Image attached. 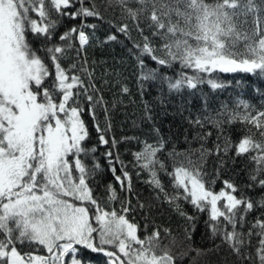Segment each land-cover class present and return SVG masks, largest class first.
Masks as SVG:
<instances>
[{
	"label": "snow or ice",
	"instance_id": "6c2138e0",
	"mask_svg": "<svg viewBox=\"0 0 264 264\" xmlns=\"http://www.w3.org/2000/svg\"><path fill=\"white\" fill-rule=\"evenodd\" d=\"M45 2L0 0V264H65V257H69L70 264H84L76 256L81 247L103 253L111 264H175L168 251L157 254L159 230L141 238L138 226L126 217L127 208L122 209V214L114 209L107 211L93 198L88 178L99 165L89 169L81 159L82 154L87 156L95 149L84 146L88 130L81 118L83 109L75 106L80 91L87 89L78 76H69L61 66L60 59L71 45H58L52 41L60 17L75 19L97 16L98 13L88 8L69 11L74 7V0H47V9ZM118 2L123 5L126 0ZM169 2L177 6L170 7ZM169 2L140 0L141 4H151L148 27L154 29V36H161L166 41L163 49L167 59L154 54L148 37H145L142 53L160 65L170 66L179 61L182 68L197 73L195 76L181 74L179 79L169 80L170 90L179 91L185 86L197 88L202 82L199 73H259L264 76V34L253 31L249 35L237 29L239 18L255 11L254 0ZM181 4L183 10L179 7ZM157 5L160 15H157ZM30 12L38 19H33ZM51 12L57 19L51 17ZM129 14L136 19V12L129 10ZM173 14L179 17L175 23ZM127 28L125 24L120 31L126 32ZM27 34L39 40L41 48H33ZM73 36L81 49L89 43L83 27L79 30L71 28L60 35L59 40L67 42ZM40 51L44 57L38 54ZM208 83L213 89L223 87L214 80ZM87 99L93 98L88 96ZM244 107L248 105L244 104ZM262 117L264 112L257 116L233 114L232 119L250 123L261 130L264 129ZM260 135L264 137V131H260ZM99 140L103 144L109 143L103 134ZM162 149L163 143L146 144L144 150L136 154V160L143 162L141 166L149 170L152 183L161 191L163 187L157 178L156 167L163 169L164 165L156 157ZM227 150L226 147L225 152ZM250 150L256 151L251 158L258 165L256 175L251 178L264 188V178H257L264 174V144L244 136L235 145L237 156ZM107 155L111 157L112 153ZM112 171L115 172L114 167ZM123 175L128 179L130 190L131 178L127 172ZM171 175L175 188L182 190L185 200L198 211L209 212L213 236L222 232L223 239L239 252L244 241L237 225L243 227L244 217L254 207L252 200L238 198L235 195L237 189L228 181L224 182L225 189L212 191L205 186L196 166L181 164ZM115 178L123 186L121 177ZM180 195L178 192L170 202L179 199ZM109 198L116 199L114 190ZM86 205L92 206L91 215ZM259 206L264 207V201H260ZM181 215L185 214L181 212ZM94 223L97 226L94 227ZM254 227L259 228L258 235L264 237V221L257 220ZM248 234L251 235V231ZM25 243L43 246L49 255L22 254L17 244ZM260 244V260L264 264V239ZM105 246H114L116 250L108 251Z\"/></svg>",
	"mask_w": 264,
	"mask_h": 264
},
{
	"label": "trees",
	"instance_id": "16d2710c",
	"mask_svg": "<svg viewBox=\"0 0 264 264\" xmlns=\"http://www.w3.org/2000/svg\"><path fill=\"white\" fill-rule=\"evenodd\" d=\"M205 2L213 3L214 0ZM254 3L255 11L241 16L237 29L249 35L253 31L264 34V0H254ZM169 6L177 5L169 2ZM179 7L184 9L182 4ZM45 8H49L47 0ZM81 8L94 10L98 15L75 19L60 17L52 43L71 45L60 59L61 66L69 76H78L87 89L86 92L80 91L75 106L83 109L81 118L88 130L84 146L95 149L87 156L82 154L81 159L89 169L99 165L88 178L93 198L107 211L114 209L122 214V209L127 208L126 217L138 226L141 238L159 230L157 254L168 251L175 264H262L259 250L260 240L264 237L258 235L261 230L254 225L257 220L264 221V207L259 206V202L264 201V188L251 178L256 175L258 167L251 158L256 151L237 156L235 145L244 136L264 144V137L260 135L264 129L257 130L250 123L233 120L232 116H257L264 112V76L259 73H199L202 82L197 84V88L185 86L179 91L170 90L169 80L179 79L181 74L195 76L197 73L182 68L179 61L172 62L170 66L160 65L142 53L145 37H148L154 54L167 59L163 49L166 41L161 36H154V29L148 27L151 4H141L140 0H126L123 5L118 0H83V3L74 0V7L69 11ZM129 10L137 13L136 19L132 18ZM29 14L38 19L34 12ZM50 15L57 19L54 12ZM157 15H160L159 5ZM164 19L167 24V19ZM178 20L179 17L173 14L172 21ZM125 24L127 31H120ZM180 26H184L182 21ZM73 27L78 30L83 27L89 36V43L83 49L75 36L67 42L59 40L60 35ZM112 36L116 38L110 39ZM27 37L33 48H41L39 40L31 34ZM169 38L172 39L171 36ZM38 54L44 57L43 51ZM145 76L150 78L144 79ZM209 80L223 87L213 89ZM88 96L93 99L89 101ZM244 104L248 107L245 108ZM101 134L109 141L108 144L100 142ZM159 143H163V149L156 158L164 168L157 166L156 171L163 191L152 183L149 170L141 166L143 162L136 160V154L142 152L146 144ZM108 152L112 153L111 157ZM181 164L198 167L205 186L212 191L225 189L224 182L228 181L237 189L235 195L238 198L252 200L254 207L244 217L243 227L237 225L244 241L239 252L223 239L222 232L213 236L209 212L198 211L183 198L182 190L175 188L171 173ZM124 172L131 178L130 190ZM116 176L124 181L123 186ZM257 178H264V174ZM112 190L116 194L114 200L109 198ZM178 192L181 193L180 198L170 202ZM220 203L223 204L222 201ZM86 206L91 215L92 206ZM93 226L97 225L94 223ZM250 231L251 235L248 234ZM105 247L108 251L116 250L114 246ZM17 248L22 254L48 255L47 250L39 245L17 244ZM76 256L84 264H111L103 253L82 247Z\"/></svg>",
	"mask_w": 264,
	"mask_h": 264
},
{
	"label": "rangeland",
	"instance_id": "374dc122",
	"mask_svg": "<svg viewBox=\"0 0 264 264\" xmlns=\"http://www.w3.org/2000/svg\"><path fill=\"white\" fill-rule=\"evenodd\" d=\"M223 202V201H222ZM76 203H79V202H76ZM224 203V202H223ZM32 254H35V255H44V256H47L46 254H40V253H32ZM49 255V254H48ZM71 256V255H70ZM65 264H70V259L69 257H65Z\"/></svg>",
	"mask_w": 264,
	"mask_h": 264
}]
</instances>
